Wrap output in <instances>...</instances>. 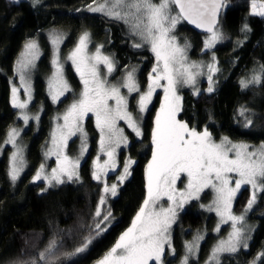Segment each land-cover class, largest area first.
I'll list each match as a JSON object with an SVG mask.
<instances>
[{
	"label": "trees",
	"instance_id": "trees-1",
	"mask_svg": "<svg viewBox=\"0 0 264 264\" xmlns=\"http://www.w3.org/2000/svg\"><path fill=\"white\" fill-rule=\"evenodd\" d=\"M90 3L92 0H40L38 5L33 6L32 0H0V264H22L38 258L53 240L57 241L54 251L59 257L55 264H94L131 226L146 197V168L152 158L151 137L158 98L143 119L142 136L136 138L132 131L127 130L130 142L122 150L120 161L123 163L127 156L135 163L117 195L109 197L106 203L112 213V221L107 230L93 240L86 253L64 256L79 246L98 220L95 212L104 185L92 178L93 157L98 142V131L92 117L85 123L90 147L79 169V181L47 187L44 181L32 180L44 161V147L54 115L81 88L76 72L68 64L66 75L71 93L58 104L50 99L46 78L52 68V47L48 38L42 35L44 31H64V50L75 45L82 34L89 33L93 43L100 44L114 56L119 68L138 66L140 80L154 66V57L149 50L133 47L123 22L89 12L87 6ZM251 5L252 0L226 1L217 28L223 37L211 49L204 47V38L209 34L199 33L184 20L176 27L175 33L181 42L188 44L191 58L212 63L214 56L219 69L213 74V92L209 93L207 87L198 94L190 89L183 91L179 118L200 131L207 127L215 139L228 137L235 141L261 144L264 143V84L251 85L247 89L240 85L242 79L260 74L264 65V17L253 14ZM245 24L249 31L242 30ZM36 37L42 55L34 73L35 99L32 108L41 109L42 115L37 133L31 126L24 134L28 168L17 181L12 182L8 175L11 148L5 141L10 129L20 123L18 110L12 104V86L17 80L19 56L25 44ZM242 107L248 108L251 114L253 124L249 127L244 126L245 117L240 115ZM75 145L76 142L70 144V153ZM45 188L47 191H42ZM248 199L249 190H243L237 198L236 210L245 207ZM194 208L191 206L180 214L175 227L173 237L177 257L183 254V240L189 238L192 231L207 224L211 229L213 218L208 222ZM250 218L255 230L248 248L223 256L221 264H264V257L261 256L264 253V193L258 195ZM212 242L208 238L203 243L198 258L200 262ZM174 259L167 258L166 264H172ZM38 264L44 262L38 261Z\"/></svg>",
	"mask_w": 264,
	"mask_h": 264
},
{
	"label": "snow or ice",
	"instance_id": "snow-or-ice-1",
	"mask_svg": "<svg viewBox=\"0 0 264 264\" xmlns=\"http://www.w3.org/2000/svg\"><path fill=\"white\" fill-rule=\"evenodd\" d=\"M39 3L40 0H32L33 6ZM225 4L226 0H156V2L154 0H92L87 6L89 12L102 13L128 25L131 34L142 41L133 44V47L150 45L156 63L148 75L147 90L141 92L134 69L127 72L120 87L109 85L106 79L101 78L99 65H105L107 73L111 74L115 64L109 56L101 54L102 46L97 47L94 54H88L87 32L79 37L78 44L68 57L80 76L83 91L80 93V98L75 100L63 115L64 123L58 124L52 133V147L46 155L56 156V167L52 168L50 173H46L45 165L41 164L32 180L33 182L43 180L49 187L79 181L80 158L88 148L83 121L89 114L95 116V125L100 132V152L106 155L107 159L101 164L98 155L92 171V178L101 181L104 185L95 212V217L100 219L91 226L89 235L83 237L79 246L75 247L73 252L65 253V257L86 253L93 240L107 230L106 225L112 216L110 210H104L107 197L117 195L118 185H122L131 175L130 168L135 163L131 158L125 161L123 172L117 177L116 183L109 185L103 180L108 171L115 170L117 166L116 149L128 143L124 129L117 127V122L125 121L137 137L143 134L138 119H135L128 109V99L121 94V87L126 88L129 94L138 93L139 113L148 110L157 89L162 88L164 96L156 112L152 129V158L146 168V197L131 226L95 264H150V262L162 264L165 245L171 247V228L176 220L177 209L183 208L189 200L198 199L200 193L208 188L215 192V199L208 206V210L216 212L221 224L231 222V232L227 240H221L212 249L209 264H220L221 253H236L240 248H248L247 241L250 236L246 235L243 223L245 215L233 214L232 206L237 194L245 186L250 187L251 195L244 213L252 210L258 194L264 193V143L250 146L246 143H232L228 137H223L219 143H216L207 127L197 131L194 127L190 128L187 122L177 119L182 108V97L178 95V86H194L197 76L202 74L194 69L203 66L188 62L186 54L188 45L181 46L177 42V37L173 34L174 29L182 20L205 29L210 35L205 40L204 47L210 49L222 39V34L217 29V17ZM251 8L253 14L264 17V0L260 3L252 0ZM242 30L249 31L247 24ZM60 41L59 35H53V44H58ZM37 56V43L29 40L24 46L21 58L17 61L16 68L28 100L21 101L18 98L20 89L13 85L12 104L16 108L26 109L31 100V84L26 77V71L33 66ZM212 61L206 66L209 93L214 91L213 74L219 71L214 56ZM52 63L56 71L49 80V91L52 100L56 102L71 89L64 79L63 66L59 63L58 54ZM256 84H264V65L261 66L260 74H254L250 79L240 81L244 89ZM198 92L197 89L196 94ZM110 100L115 101L114 106L109 104ZM21 114L27 124L29 116L23 112ZM240 115L245 117V127L253 124L248 108L242 107ZM78 133L82 145L80 157L73 159L65 154V149L68 147V141ZM19 134L17 129L12 128L5 141L16 146L8 172L12 182L17 181L25 166L23 151L16 145V137ZM182 174L186 175L187 184L183 190H177L176 183L181 180ZM42 191H47V188ZM162 197H167L170 202L166 208H158V201ZM202 239L203 237L198 235L195 243L187 244L189 254L198 250L199 241ZM56 246L57 241H51L45 251L39 253L38 258L22 264H38V261L55 264L59 260L54 251ZM261 256L264 257V253H261ZM182 264H188V256L184 257Z\"/></svg>",
	"mask_w": 264,
	"mask_h": 264
},
{
	"label": "rangeland",
	"instance_id": "rangeland-1",
	"mask_svg": "<svg viewBox=\"0 0 264 264\" xmlns=\"http://www.w3.org/2000/svg\"><path fill=\"white\" fill-rule=\"evenodd\" d=\"M154 2H156V1H154ZM260 2L261 1H257V3H260ZM182 21H180L178 24H180ZM121 22H123V21H121ZM123 24L127 28V32L129 33V36L131 37V40H132L133 44H135V43H142V41L140 40L139 37L133 36L131 34L129 26L126 25L124 22H123ZM178 24H177V26H178ZM175 30H176V28L174 29L173 34L177 37V42L181 46H184L186 43L180 41L179 37L175 33ZM220 33L222 34L221 31H220ZM42 35H45L48 38V40H49V42L51 44V47H52V60H51V67L52 68H51V71L47 75V78H46L48 95H49L50 99L52 100L51 93L49 91V80L52 79L53 74L56 71L55 65L52 63V61H53V59L58 54L59 63L63 66V76H64V79L67 81V83H68V85H69V87L71 89L70 83H69V81L67 79V75H66V66L68 64L72 65L74 71L76 72L75 66L73 65L72 61L70 59H68V57L70 56L71 52L74 50V48L76 47V45L78 44L79 39L77 40V42L75 43V45H73L71 48H69L68 50H64L63 49V44H64L65 39H66V34H65L64 31L59 30V29H48V30L44 31L42 33ZM53 35H59L61 37V41L58 44H53L52 43ZM209 35H207L204 38V41L209 37ZM222 37H223V34H222ZM31 40L36 41L37 46H38V56L35 59L33 66L30 67L26 71V77H27V79L29 80V82L31 84V100L28 102V106H27L26 109H23L22 110V109H19V108H16L15 107L18 110V117L20 119V123L18 125H15L13 127L15 129H17L19 131V133H20L19 136L16 137V145H18L22 149V151H23V160H24V164H25L24 170L21 172L20 177L22 176V174L28 168V161H27V141L24 138V134H25L26 131H28L31 128V126H32V128L35 129V133H37L36 131L38 130V127H39V124H40L41 115H42V110L41 109H33L32 108V105H33L34 99H35L34 73H35L37 64H38V62H39V60L41 58L42 49H41V46H40V43H39V39L37 37L34 38V39H31ZM221 40L217 41L216 44L219 43ZM216 44L213 47H215ZM100 46H101L100 44L93 43V40H92L91 36L89 35V43H88V48H87L88 54L89 55L94 54L96 52L97 47H100ZM141 49H147V50H149L151 52L150 45H146L145 44L143 47H141ZM100 51H101V54L102 55L109 56L113 60V62L115 64V68H114V70H113V72L111 74H108L107 73V69H106V66L105 65H103V64L99 65V70H100L101 78L102 79H106L109 85H116V86L120 87L124 83V78H125L127 72L134 69L135 70V77H136V80H137V82L139 84V87H140L141 92L147 90L148 75L151 72V70H152L153 67L144 76L143 80H140L139 67L138 66L132 65V66L124 67V68H119L118 63L116 62L114 56L111 53L107 52L103 47H100ZM23 52H24V48H23L21 54ZM21 54L19 56V59L21 58ZM186 54H187V60H188L189 63H193L194 62V63H196L198 65H202L203 67H201L199 69H194V71H199L200 73H202L201 75H198L197 76V78H196V84L194 86L193 85L178 86V89H177L178 95H180L182 97L181 106H182V102H183V91L185 89H190V90H192V91H194L196 93V90L197 89L200 92L204 87H207L208 88V86H209L208 85V80H207L208 69H207L206 66L210 62L206 63V62H203L202 60H195V59L191 58L189 47H187V49H186ZM152 55L154 57V65H155V63H156L155 55H154V53H152ZM16 68H17V63H16ZM76 74H77V76H78V78L80 80L79 74L77 72H76ZM80 83H81V88H80L79 92L76 93V94H74L72 96V99L70 101H68L63 106V108L59 112H57L54 115V117H53V122H52V127H51V131H50V135H49V138H48V140H47V142L45 144V147H44V161H43L42 164L45 165V169L44 170H45L46 173H50L51 172V169L54 168V167H56V156H54V155H52V156L46 155V153L48 152L49 148L52 147V142H51L52 141V133L56 129V127H57L58 124L59 125H62L64 123V121H63V115L65 114V112L67 111V109L69 108V106L75 100H78L80 98V93L83 91V84H82V81L81 80H80ZM161 83H165V81H161ZM13 85H15L17 88L20 89V91L18 93V98L21 101L28 100V96L25 93L23 87L21 86V82H20V78H19V74L18 73H17V80L14 81ZM213 87H214V83H213ZM70 93H71V91L65 93V95L62 96L59 101L54 102L52 100L53 103L58 104L64 98H66ZM121 94L127 97V99H128V109L133 114V117L135 119H138V121H139V123L141 125V130L143 131V128H142L143 119H144L147 111L154 104L156 98H158L157 111L159 110L160 103H161V101L163 99V96H164L163 89L162 88H159V89L156 90V92L154 93L153 98H152V103L149 104L148 110L146 112H144V113H139V110H138V104H137V101H138V98H139L138 93L129 94L126 88L121 87ZM109 104H111V105L114 106L115 105V101L114 100H110L109 101ZM22 112L25 113V114H27L29 116V121H28L27 124H25V122L23 120V116L21 114ZM179 113L177 115V119L181 120L179 118ZM37 117H39V119H37ZM89 117H92L93 120H94V123H95V116L94 115L89 114L87 117H85V119L83 121V127H84V131L86 133H87V131H86V128H85V123H86V120ZM181 121H183V120H181ZM117 127L123 128L124 129V135L128 138L127 130L132 131V129L127 126V123L125 121H123V120L118 121L117 122ZM190 128H192V127H190ZM97 131H98V142H97L96 153H95V155L93 157V170H94V161L96 160V157L98 155L100 156V163L101 164H103L104 160L107 159V156L100 152V145H99L100 132H99V129H97ZM197 131H200V130H197ZM134 135H135V133H134ZM135 137L136 138H140L141 136L140 137H137L135 135ZM7 139H8V137H7ZM213 140L216 143H219L221 141V139H215L214 137H213ZM229 140L232 143H246V144H248L250 146H259L260 145V144H252V143H248V142H242V141H235V140H231V139H229ZM72 142H76V145L73 148V152L70 153L69 146H70V144ZM129 142L130 141H129V138H128V143L126 145L122 144L119 148L116 149L115 159H116V165L117 166H116L115 170H109L108 173H107V176L103 177V180H106V182L109 185H111L112 183H116L117 182V177H119L122 174V172H123V167H124L125 161L130 158V157H127L126 156L124 158V160H123V163H121V161H120V154H121L122 150H124V149H126L128 147ZM6 145H9L10 148H11L10 153H9V169H10L12 153L16 151V146H14L12 144H9V143H6ZM81 146H82L81 145V137H80V134L78 133L76 136H73L68 141V147L65 149V154L68 155L69 157L73 158V159L79 158L80 157ZM87 146H88L87 151L84 153L83 157L80 158V166H81L82 162L84 161V159L86 158V156H87V154L89 152L90 140H89L88 133H87ZM80 166H79V169H80ZM79 169H78V171H79ZM130 170H131V168H130ZM79 176H80V174H79ZM111 176H113V178H111ZM41 181H43V180H41ZM125 181H124V183H125ZM99 182H101V181H99ZM45 184L47 185L46 182H45ZM186 184H187V177H186V175L182 174L181 180H178L177 183H176L177 190H183L185 188ZM122 185H118V191H119V189H120V187ZM47 187H49V186L47 185ZM246 189L249 190V197H250V195H251V189H250V187H248V186L243 187L241 189V191L237 194L235 200L233 201L232 211H233V214H236V215H240L242 213L245 215V220H244L243 223H244V226H245V229H246V235L247 236H250V239H248V241H247L248 242V245H249L250 242H251V240H252V238H253V234H254V230H255L254 222L250 218V213L253 212V210H254L257 202L253 206V209L250 210V211H248L247 213H244V209H245L246 206L243 207L240 210H236V208H235L236 207L237 198L240 196L241 192H243V190H246ZM109 197H112V196L109 195L107 197V201H108V198ZM257 198H258V196H257ZM214 199H215V192H214V190L211 189V188H208V189H205L203 192L200 193V196H199L198 199L189 200L183 206V208L177 209L176 220L173 223L172 228H171V247L169 248L168 245H165L164 254L162 256V264H166L167 258H169V259L170 258H172V259L175 258L172 261V264H182V261L184 260V257L185 256H188V264H190L192 261H197V262L199 261L197 264H209V258H210L211 254H212V249L214 247H216L217 244L221 240H227V238L229 236V233L231 232V222H229L227 224H221L220 223V217L216 214V212L215 211H209L208 210V206L212 204V202H213ZM169 203L170 202L168 201L167 197H162L160 199V201H158V208L159 207H165L166 208V207L169 206ZM191 206H194L195 207L194 208L195 211L197 213H200L201 215H203L205 217V219H207V221L209 220L208 222H210L211 219L213 218L212 219V224H211V229L208 228V224H207L206 226H202L201 228H198V229H195L194 231H192V233L189 236V238H185L183 240V243H184L183 244L184 245V252H183V254L180 257H177V253H176L177 250H176V247L174 245V237H173L174 230H175V227H176V225H177V223L179 221L180 214H182L187 209L191 208ZM104 209L105 210H108V207H106V205H105L104 206ZM99 219L100 218H98V220ZM111 221H112V218H110V221L107 223L106 227H108V224ZM218 226H219V231H217V227ZM198 235L203 237V239L199 241V248L193 254H189L188 253V249H187V244L188 243H195L196 242V237ZM208 238H211L213 240V242L211 243V245L209 247V250H208L205 258L200 262V260L198 259L199 258V254L201 252V248H202L203 243ZM242 249H246V248H240L236 253H238ZM228 254H235V253H227V252L221 253L220 256H219L220 264L222 262L223 256L228 255ZM153 263H155V262H150V264H153Z\"/></svg>",
	"mask_w": 264,
	"mask_h": 264
},
{
	"label": "water",
	"instance_id": "water-1",
	"mask_svg": "<svg viewBox=\"0 0 264 264\" xmlns=\"http://www.w3.org/2000/svg\"><path fill=\"white\" fill-rule=\"evenodd\" d=\"M227 1V0H226ZM223 12H224V7L220 10L219 14H218V24H217V28L219 27L220 25V22H221V18H222V15H223ZM188 25H190L193 29H195L196 31H198L199 33H202V34H210L208 33L205 29L203 28H198L196 27L194 24H191L189 23L188 21L184 20Z\"/></svg>",
	"mask_w": 264,
	"mask_h": 264
}]
</instances>
